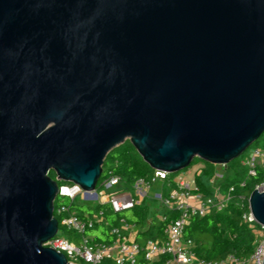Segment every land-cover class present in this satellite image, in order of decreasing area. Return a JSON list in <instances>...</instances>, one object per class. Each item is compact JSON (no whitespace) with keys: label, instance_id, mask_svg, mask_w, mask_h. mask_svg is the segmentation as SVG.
I'll return each mask as SVG.
<instances>
[{"label":"water","instance_id":"1","mask_svg":"<svg viewBox=\"0 0 264 264\" xmlns=\"http://www.w3.org/2000/svg\"><path fill=\"white\" fill-rule=\"evenodd\" d=\"M263 132L264 0H0V264H67L57 185L126 140L175 174ZM248 207L264 227V184Z\"/></svg>","mask_w":264,"mask_h":264},{"label":"built area","instance_id":"2","mask_svg":"<svg viewBox=\"0 0 264 264\" xmlns=\"http://www.w3.org/2000/svg\"><path fill=\"white\" fill-rule=\"evenodd\" d=\"M247 151L240 165L246 169L248 176H254L257 166L264 165V150L253 147ZM167 175L163 171L154 170L150 181L140 179L131 188H127L109 171L108 176L98 181L95 189L89 193H85L74 183L58 184L56 199L59 203L56 213L65 214L61 224L79 237L78 240L68 239L59 236L57 231L54 238L44 246L63 254L67 264H101L104 260H110L114 264H138L139 261L154 264L160 260L162 264H263L264 227L254 221L249 207L247 212L242 214V219L254 230L256 236L250 256L242 259L233 254H226L215 260L198 258L194 253L193 242L184 238L185 227L192 218H202L223 211L230 201L234 188L229 187L225 193L220 192L216 183L222 179V174L216 172L210 179V185L215 192L214 197H203L195 192L194 185L175 179L176 188L163 195L162 181ZM157 181L161 182L160 192L150 197V189ZM262 184L264 183L260 185ZM78 198L107 204L115 214L131 210L147 199H155L159 207L153 210L156 213V221L166 223L160 233L162 236L155 235L154 239L143 237L142 233L152 225V217L146 220L143 227L120 219L118 226L110 229V234L114 237L111 243H93L92 238L87 236L85 231L104 223V219L101 213L89 218H79L70 210V206L64 204V200L73 202Z\"/></svg>","mask_w":264,"mask_h":264},{"label":"trees","instance_id":"3","mask_svg":"<svg viewBox=\"0 0 264 264\" xmlns=\"http://www.w3.org/2000/svg\"><path fill=\"white\" fill-rule=\"evenodd\" d=\"M259 139H264V132ZM259 139L251 146L258 147ZM260 148H264V142ZM200 161L203 163V167L196 170L193 176L195 192L203 197H214L215 192L210 185V179L217 172L216 165L194 158L186 169ZM224 167L222 179L218 180L216 184L222 193H225L229 187L234 188L227 206L221 212H214L202 218H192L184 229V238L193 242L195 255L205 260H215L224 257L226 254H233L246 259L252 253L255 245L254 230L242 219V214L247 212V198L250 193L257 185L264 183V165L257 166L254 176H248L246 169L236 159ZM109 171L113 176L118 177L127 188H131L140 179L150 181L154 175V170L142 160L127 140L106 155L99 181L107 177ZM48 176L55 179L53 172H50ZM175 177V174H168L166 179L162 181L163 195L176 188ZM58 203V200L55 199L53 215L58 222V232L61 231L64 237L68 239L78 240L77 234L67 230L61 224L65 214L56 213ZM64 204L70 206V210L74 211L79 218H89L99 213L102 214L104 223L85 231V234L92 238L93 243H111L114 237L110 234V229L118 226L120 219L143 227L146 220L152 217V225L142 233L146 239H154L155 235L162 236L160 233L166 225L165 222L156 221V213L151 210L147 201H142L131 210L120 214L113 213L107 204L97 203L94 206H87L68 200H64ZM101 264L114 263L110 260H104ZM138 264L145 263L139 261ZM154 264H162V260Z\"/></svg>","mask_w":264,"mask_h":264},{"label":"rangeland","instance_id":"4","mask_svg":"<svg viewBox=\"0 0 264 264\" xmlns=\"http://www.w3.org/2000/svg\"><path fill=\"white\" fill-rule=\"evenodd\" d=\"M260 141L258 142V148H260V146L263 144L264 139H259ZM253 146H250L248 149H252ZM263 149L264 148H260ZM248 151H245V153H243L240 157H238L236 160L239 162V164H241V161L245 158V156L247 155ZM203 167V163L200 161L199 163H197L196 165L188 168V169H183L177 173H175L176 177L175 180H183L188 182L191 186L193 185V175L194 172L196 170H198L199 168ZM216 170L217 172H220L221 174H223V171L225 170V167L223 165H216ZM161 189V182L157 181L152 188L150 189V197L151 195H153L154 193H159ZM149 205L151 206V210L153 211L154 208H159L158 207V202L157 200H152V199H147L146 200ZM76 202L80 205H87V206H94L97 204V200H82L80 198L76 199ZM59 236H64L63 233L61 231L58 232Z\"/></svg>","mask_w":264,"mask_h":264},{"label":"crops","instance_id":"5","mask_svg":"<svg viewBox=\"0 0 264 264\" xmlns=\"http://www.w3.org/2000/svg\"><path fill=\"white\" fill-rule=\"evenodd\" d=\"M196 172V171H195ZM195 172H194V174H195ZM194 176V175H193Z\"/></svg>","mask_w":264,"mask_h":264}]
</instances>
